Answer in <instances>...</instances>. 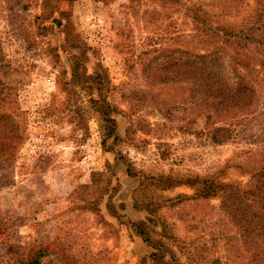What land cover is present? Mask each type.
<instances>
[{"label": "rangeland", "instance_id": "1", "mask_svg": "<svg viewBox=\"0 0 264 264\" xmlns=\"http://www.w3.org/2000/svg\"><path fill=\"white\" fill-rule=\"evenodd\" d=\"M193 1L252 34L247 111L216 115L176 82L180 45L216 43L175 0H0V114L18 125L0 146V264L43 247L39 264H145L150 248L131 223L150 200L165 231L143 233L163 237L174 264H242L221 197L196 190L212 180L252 188L264 167V11L256 0ZM213 125L229 138L215 142ZM167 174L197 182L162 188L155 177Z\"/></svg>", "mask_w": 264, "mask_h": 264}, {"label": "trees", "instance_id": "2", "mask_svg": "<svg viewBox=\"0 0 264 264\" xmlns=\"http://www.w3.org/2000/svg\"><path fill=\"white\" fill-rule=\"evenodd\" d=\"M175 1L184 6L185 14L193 23L195 33L205 40L212 39L216 43L213 49L207 51L190 47L188 44L180 45L172 60L176 82L179 85L190 84L194 102L199 106L213 109L216 115L234 109L247 111L257 98L255 86L257 78L254 70L246 62L249 56L243 54L249 49L252 34L247 33L243 26L233 27L219 21L198 1L189 4H186L185 0ZM256 2L259 5L258 9L264 11V0ZM260 18L259 15L257 19ZM65 64L68 66L69 61ZM170 64L171 62H167V65L163 64L161 67L169 68ZM95 76L101 92L105 73L99 64ZM17 126V121L10 114H0V146L3 150L10 148ZM210 134L215 142L225 141L230 136L229 129L222 125H213ZM10 140L11 142L7 143ZM155 178L161 182L162 188L183 183L193 185L197 182L169 174ZM136 183L137 180H134V183L131 181L133 187ZM196 193L198 196L221 197V204L237 226L239 244L243 250L242 264H264V167L253 174L252 188H241L236 183L212 180L209 183L203 181L202 185L197 187ZM153 204L150 200L142 205L140 210H144L145 214L141 219L131 223L137 231L135 232L137 236H134L133 240L137 243L139 238L141 244L145 243L150 248L148 254L141 256L143 263L174 264L176 257L163 237L152 239L143 233L145 227H149L150 231L162 230L163 233L165 231V223L156 216L157 208ZM44 249L45 247L39 249L40 255L44 254L41 252ZM40 255L33 256L28 253L22 264H39ZM228 259L229 257L225 260ZM218 260L212 261L217 263Z\"/></svg>", "mask_w": 264, "mask_h": 264}]
</instances>
